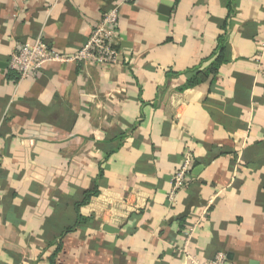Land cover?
Masks as SVG:
<instances>
[{"label": "crops", "instance_id": "0c3cea01", "mask_svg": "<svg viewBox=\"0 0 264 264\" xmlns=\"http://www.w3.org/2000/svg\"><path fill=\"white\" fill-rule=\"evenodd\" d=\"M114 4L116 65L14 78L18 44L72 56ZM262 43L264 0H0V264H189L191 224L199 259L264 264Z\"/></svg>", "mask_w": 264, "mask_h": 264}, {"label": "built area", "instance_id": "2783aa9c", "mask_svg": "<svg viewBox=\"0 0 264 264\" xmlns=\"http://www.w3.org/2000/svg\"><path fill=\"white\" fill-rule=\"evenodd\" d=\"M134 2L136 0H127ZM119 4H114L103 12L96 27H94L86 41L73 53L66 56L64 53L50 47L40 36L33 41L18 44L12 51L8 67L18 75V80L35 75L45 65L61 61H80L82 64L101 65L110 67L119 62L117 49ZM264 47V43H262ZM263 48L261 49V51ZM0 145V165H1ZM193 165V158L189 150H185L178 169L170 180L169 200L175 193L187 184ZM195 225H186L181 230L184 239L183 246L179 249L184 262L189 264H233L227 260L225 253L218 252L210 259L201 260L188 251L187 245L193 234Z\"/></svg>", "mask_w": 264, "mask_h": 264}, {"label": "trees", "instance_id": "16d2710c", "mask_svg": "<svg viewBox=\"0 0 264 264\" xmlns=\"http://www.w3.org/2000/svg\"><path fill=\"white\" fill-rule=\"evenodd\" d=\"M221 59V58H220ZM15 77V79L17 78L18 79V75L17 74H15L14 75ZM97 192H94V191H91V192H87V193H85L84 194V199H83V201H82V203L81 204H85L88 200H89V198H90V196H92V195H94V194H96Z\"/></svg>", "mask_w": 264, "mask_h": 264}, {"label": "water", "instance_id": "95a60500", "mask_svg": "<svg viewBox=\"0 0 264 264\" xmlns=\"http://www.w3.org/2000/svg\"><path fill=\"white\" fill-rule=\"evenodd\" d=\"M5 66V63L0 62V67Z\"/></svg>", "mask_w": 264, "mask_h": 264}]
</instances>
